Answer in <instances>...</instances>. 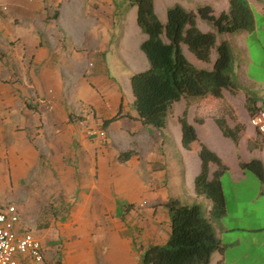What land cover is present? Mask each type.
Returning <instances> with one entry per match:
<instances>
[{
	"label": "crops",
	"instance_id": "1",
	"mask_svg": "<svg viewBox=\"0 0 264 264\" xmlns=\"http://www.w3.org/2000/svg\"><path fill=\"white\" fill-rule=\"evenodd\" d=\"M96 1L0 0V206L16 207L17 234L30 231L40 241L42 264H142L147 248L163 246L169 238V200L200 204L208 216L211 202L194 192L201 167L197 143L227 168L219 176L224 198V177L238 185L252 172L242 170L239 161L257 159L264 171V146L257 147L264 136L246 121L228 122L218 110L221 98L211 96L172 104L168 114L175 121L166 141L176 162L166 164L160 139L166 126L144 127L133 103L126 106L103 74L112 34L106 15L91 6ZM246 1L253 30L223 34L221 40L216 35V44L227 42L231 54L238 50L239 56L245 51V59V39L256 31L254 14H264V0ZM204 5L214 15L229 8L228 0H190L180 6L194 11ZM196 26L203 33L213 31L199 19ZM189 54L191 59L185 57L199 69L210 70L216 59L214 50L208 63ZM118 112L130 117L103 124ZM184 112L198 142L183 138L179 117ZM219 118L229 128L243 126L236 147L223 136ZM127 150L134 155L122 161L119 155ZM208 169L211 179L218 167L209 163ZM257 195H264V185ZM226 215L227 208L212 221L223 249L209 264H264V217L252 210L224 223ZM17 264L35 263L18 255Z\"/></svg>",
	"mask_w": 264,
	"mask_h": 264
},
{
	"label": "trees",
	"instance_id": "2",
	"mask_svg": "<svg viewBox=\"0 0 264 264\" xmlns=\"http://www.w3.org/2000/svg\"><path fill=\"white\" fill-rule=\"evenodd\" d=\"M123 1L135 8L136 25L146 36L139 49L148 66L129 79L133 107L144 127L163 129L172 104L185 97L220 98L223 90L236 94V87L228 73L232 58L230 47L225 41L216 44V35L253 29L254 19L246 0H228V11L218 15H214L207 5L198 6L193 11L174 4L166 9L164 22L155 13L154 0ZM197 19L206 22L213 31L201 32L196 26ZM183 47L196 60L204 63L210 61V53L214 50L216 59L212 68L195 67L185 57ZM244 97V106L251 118L259 109L256 106L258 99L248 93H244ZM185 114L179 118L183 138L189 137L191 142H198L192 126L186 122ZM125 116L130 117L118 112L104 120L103 124L107 126ZM216 123L223 136L236 147L243 126L229 128L223 118L217 119ZM185 147L189 148V145L185 143ZM197 147L201 167L194 178V192L197 197L211 202L209 214L205 215L199 204L182 205L176 200H169L166 203L169 238L163 246L147 248L142 255V264H209L212 254L223 249L216 238L212 221L221 219L226 212L219 176L227 168L204 145L197 143ZM133 155V150H127L119 157L126 161ZM209 163L218 167L211 179H208ZM239 165L242 170L252 171L264 185V171L259 160L239 161Z\"/></svg>",
	"mask_w": 264,
	"mask_h": 264
},
{
	"label": "rangeland",
	"instance_id": "3",
	"mask_svg": "<svg viewBox=\"0 0 264 264\" xmlns=\"http://www.w3.org/2000/svg\"><path fill=\"white\" fill-rule=\"evenodd\" d=\"M110 1L112 4L105 7H101V3L98 5V0L91 5L97 14L103 15L104 13L106 15L107 32L108 34H112L110 44L105 51L109 68H104L103 74L107 77L113 89L116 86L118 87L116 89L121 100L129 107L133 103L129 84L130 76L133 73L145 70L148 66L144 54L139 49L140 44L145 40L146 36L136 25L134 7H130L123 0ZM174 4L188 5L190 4V0H155L156 14L161 21L165 20L167 7ZM254 17L256 31L245 39V48L248 58H244L245 51H243V55L241 54L242 52H240V56L238 50L231 54L232 58L228 73L231 81L236 87V94H232L233 97H231L232 95H230L229 91L223 90L224 97H220L223 104L219 103L220 106H218V110L223 109L224 113L227 114L228 122H237L239 120L240 122L246 121L249 124V116L244 106V93H248L257 98L262 102L258 104V106L264 107V14L256 13ZM123 31L126 33L121 42H119V36L121 37V35H123ZM218 36L221 40L222 35ZM183 52L185 56L191 59L185 47H183ZM91 63L93 64L94 62L92 61ZM101 64H105V61L101 62ZM183 99L185 100V104L186 99L188 100L189 97ZM228 101H232V106L228 104ZM177 106L178 109L181 108L182 103H179ZM211 111H213V109H211L210 112ZM166 121V128L161 130L162 135L160 139L164 140V149L161 155L164 156V160L167 164L175 159L174 153L168 149L169 145L166 141L167 131L172 126V122L175 121L174 116L168 114ZM253 131H255L254 128ZM154 132L156 133V131ZM263 146L264 142L257 147L262 151ZM255 153L260 154L259 150ZM246 174V179L241 181L238 185L231 184L227 177L222 179L227 208V215L222 221L224 223H231L232 220L237 217H244L252 210H255L256 214L260 217H264V195H257L259 188L262 187L263 184L252 172L248 171ZM181 191L182 189H180V192ZM180 197L183 201H188L182 198V196ZM217 221L219 220H215V222Z\"/></svg>",
	"mask_w": 264,
	"mask_h": 264
},
{
	"label": "built area",
	"instance_id": "4",
	"mask_svg": "<svg viewBox=\"0 0 264 264\" xmlns=\"http://www.w3.org/2000/svg\"><path fill=\"white\" fill-rule=\"evenodd\" d=\"M258 108L257 113L249 118V124L264 136V107ZM18 222L14 205L0 206V264H17L18 255L27 256L35 264H42L44 254L40 241L30 231L18 235Z\"/></svg>",
	"mask_w": 264,
	"mask_h": 264
}]
</instances>
